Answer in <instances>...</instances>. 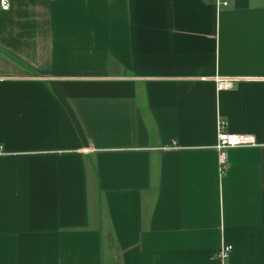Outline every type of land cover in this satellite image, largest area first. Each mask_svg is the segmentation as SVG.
<instances>
[{"label":"crops","instance_id":"1","mask_svg":"<svg viewBox=\"0 0 264 264\" xmlns=\"http://www.w3.org/2000/svg\"><path fill=\"white\" fill-rule=\"evenodd\" d=\"M8 3L0 264H264V0Z\"/></svg>","mask_w":264,"mask_h":264},{"label":"built area","instance_id":"2","mask_svg":"<svg viewBox=\"0 0 264 264\" xmlns=\"http://www.w3.org/2000/svg\"><path fill=\"white\" fill-rule=\"evenodd\" d=\"M8 0H0V8L5 10L8 7ZM225 4V2H221V5ZM213 82L215 83V88L225 89L232 87L234 83L239 80L237 77L232 76H219L215 75L212 77ZM216 133H215V145L214 148L216 150V169L218 170V175L222 174L228 160L227 151L229 148L233 147H242V146H256V145H264L255 139L252 135L246 133H233L230 131H226L225 129V121L220 117L216 118L215 122ZM3 153L2 148L0 147V154ZM232 245L228 243H222L217 250L216 255L220 260L227 257L228 253L231 251Z\"/></svg>","mask_w":264,"mask_h":264}]
</instances>
